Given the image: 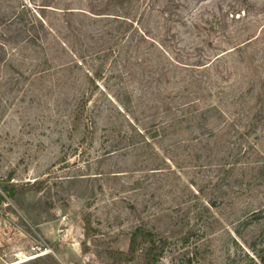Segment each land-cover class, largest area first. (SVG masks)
Segmentation results:
<instances>
[{
    "label": "rangeland",
    "instance_id": "obj_1",
    "mask_svg": "<svg viewBox=\"0 0 264 264\" xmlns=\"http://www.w3.org/2000/svg\"><path fill=\"white\" fill-rule=\"evenodd\" d=\"M46 1L0 0V42L9 31L3 18L24 6L34 15L39 5L60 9L68 0ZM131 1L157 41L166 37L167 14L183 16L190 32L169 23L174 59L193 63L179 50L196 45L202 58L224 55L227 62L203 73L212 96L201 103L225 116L205 132L169 136V76L182 81L185 73H169L166 59L144 47L121 59L166 66L160 86L148 90L147 78L129 83L128 74L127 85L112 89L115 102L99 103L91 125L76 112L77 76L64 83L68 74L53 70L31 82L22 58L35 59L36 49L7 46L0 63V194L6 186L18 191L0 204V264H14L16 253L33 248L25 264H146L142 252L118 260L138 226L171 241L156 264H264V0H181L179 11L169 8L171 0ZM71 4L87 9L88 0ZM52 12L48 19L56 23ZM230 122L250 128L248 155L237 165L227 158L239 141Z\"/></svg>",
    "mask_w": 264,
    "mask_h": 264
},
{
    "label": "trees",
    "instance_id": "obj_2",
    "mask_svg": "<svg viewBox=\"0 0 264 264\" xmlns=\"http://www.w3.org/2000/svg\"><path fill=\"white\" fill-rule=\"evenodd\" d=\"M73 1L68 0L61 5L60 9L47 4L39 5L36 15L31 7L24 6L22 11L17 16L14 15L12 19L3 18L1 23L8 26L9 31L0 42L2 55L0 63L4 62L7 46H22L30 51L33 48L36 49L38 57L35 59L22 58L24 62H29V69L32 70L27 79L31 82L43 80L51 76L50 73L53 70L56 71L55 73L68 74L65 76L64 83H67L71 76H77L79 88L78 94L74 96L78 101L76 112L92 120L91 116L100 109L99 103L115 102L111 93L112 89L127 85L125 76L128 74L129 83H136L137 80L147 78L149 79L148 90L160 86L161 81L166 77L164 74L166 66L153 70L147 65L149 62L147 59L142 61V64L138 56L134 58L130 56L126 61L121 59L124 54L131 55L133 52H136V55L142 54L144 52L142 49L146 47L160 54L162 60L166 59L169 73L177 74L178 71L185 73L182 81L169 76V104L165 109L169 117V136L186 132L193 136V134L205 132L211 121L225 116L216 105L203 106L201 103V100L212 96V93L205 87L207 84L204 82L203 73L212 71L210 68H217L221 62H227L224 55L215 56L214 54V57L205 55L206 58H202L204 49L196 45L192 49H185L186 51L179 50L195 63L185 64L171 57L172 54L166 44L169 37V23L185 27L187 33L191 31L183 16H175L173 20V14H167V19H164L165 23L162 25L166 29V37L164 39L163 35V39L157 41L151 37L152 33L147 26L133 15L135 9H133L131 0H88L87 9L72 8L71 2ZM181 2V0H171L169 8L179 11ZM143 6L138 7L141 14L144 12V10L141 12ZM48 7L60 11L51 10ZM120 7L131 8V11L123 15L111 14L112 8ZM49 11H53L51 14L56 23L49 21L47 14ZM195 27L199 26L195 25ZM119 57L121 63L118 60ZM141 67L142 70L139 71ZM102 82L106 87L100 85ZM97 91L100 97L98 103L90 107ZM153 94L160 98L158 92H153ZM126 97L131 102L128 93ZM93 124L92 120L91 125ZM229 129H233L239 141L233 144V154L231 153L227 158H232L233 164L237 165L242 158L248 155L247 148L249 147L246 146V142L249 141L247 135L250 133V128L247 126L239 128L236 122H230ZM229 129L227 130L230 132ZM222 132L224 130L220 133ZM196 139L198 138L190 142ZM17 191L15 187H4L5 196L0 194V204L7 203V199L14 200ZM170 245V239L162 238L144 226H138L131 233L129 253H117L118 260L124 263L130 262L135 259L137 253L142 252L146 264H156L164 257ZM262 260L264 262V259Z\"/></svg>",
    "mask_w": 264,
    "mask_h": 264
},
{
    "label": "built area",
    "instance_id": "obj_3",
    "mask_svg": "<svg viewBox=\"0 0 264 264\" xmlns=\"http://www.w3.org/2000/svg\"><path fill=\"white\" fill-rule=\"evenodd\" d=\"M32 252H35V248L27 252L19 251L14 256L15 258L14 264H25L26 262L32 260V258H34V255Z\"/></svg>",
    "mask_w": 264,
    "mask_h": 264
}]
</instances>
